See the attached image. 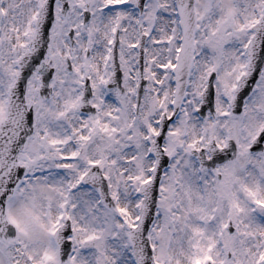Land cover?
Segmentation results:
<instances>
[{
    "label": "snow or ice",
    "instance_id": "obj_1",
    "mask_svg": "<svg viewBox=\"0 0 264 264\" xmlns=\"http://www.w3.org/2000/svg\"><path fill=\"white\" fill-rule=\"evenodd\" d=\"M0 264H264V0H0Z\"/></svg>",
    "mask_w": 264,
    "mask_h": 264
}]
</instances>
